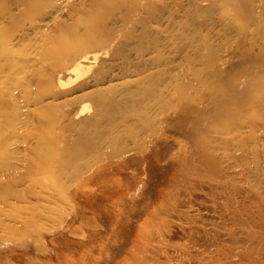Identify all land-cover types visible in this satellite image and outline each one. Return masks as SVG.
Instances as JSON below:
<instances>
[{"label": "rangeland", "instance_id": "rangeland-1", "mask_svg": "<svg viewBox=\"0 0 264 264\" xmlns=\"http://www.w3.org/2000/svg\"><path fill=\"white\" fill-rule=\"evenodd\" d=\"M3 2L0 187L52 139L58 157L54 191L37 172L0 202V264H264V107L231 103L264 91V0H107L79 77L80 56L40 51L87 31L96 0H47L17 25L22 0Z\"/></svg>", "mask_w": 264, "mask_h": 264}, {"label": "bare ground", "instance_id": "bare-ground-1", "mask_svg": "<svg viewBox=\"0 0 264 264\" xmlns=\"http://www.w3.org/2000/svg\"><path fill=\"white\" fill-rule=\"evenodd\" d=\"M46 3L47 0H22L21 9L19 11L20 14L18 15L20 16V18L17 17L18 20L16 18V20L13 21V24L17 25L22 20H27V19L34 20L35 13L41 11ZM107 4H108L107 0L106 1L96 0L92 10H90V12H88V14L83 18V22L89 25L90 28L87 31H85L83 34L79 35L75 31L76 26L78 25V23L75 22L73 25L69 26L68 28H65L63 31H60L59 35L56 38L51 39V46L46 47L40 51L43 57L45 58L48 57L49 59H53L56 64H62L67 54L74 53L77 56H80V58L76 60V62L71 66L70 70L73 71L76 74V76H78L79 74L81 76V74H83V72L81 73L82 66L85 65V64L83 65V62L88 59L87 55H82V54L85 52L86 47L90 44L91 38L93 37V33H94L93 26L94 24L97 25V22L103 17L107 9ZM3 7H4V2L3 0H0V10H2ZM78 21L81 22L82 19L78 18L77 22ZM9 30H10L9 24H6L3 28H0V60L4 61L2 64L0 63V72L3 70L11 71L13 68H15L16 65L15 60L12 59L15 51L8 46V39L10 37L8 34ZM95 54L92 55L93 59L96 58ZM24 67L25 66L22 65L21 69H24ZM53 67L54 64H48L44 67V70L41 69V71H39V73H41L42 77L44 78L45 82H49L51 80ZM85 70L86 69L84 68V72ZM5 90H6V86L3 85V87L0 89V97L2 94H4ZM228 98L230 97H227V99ZM229 100L231 99H228L227 101ZM256 102H259V107H264V91L263 92L253 91L250 92L244 99L241 98L238 100H231V103H234L236 107H238V109H240L243 114L246 113V115H248L249 109L251 110L253 107H256L255 105ZM213 112L215 116H218L220 118V122H224V123L226 122L227 124H230L231 128L229 127L230 129H228L227 132H231V131L239 132L238 130L241 127H244L242 125L244 124L245 121L242 122L241 124L240 117L237 112L236 113L229 112L227 109H224L222 107H220L218 110L213 109ZM2 117L3 118L6 117V113L2 111V108L0 107V118ZM7 117L10 118H8L7 120L5 118L6 120L5 124L1 125V121H0V132L3 129H8L9 127L14 126L13 120L15 118V115L13 116V113L11 112L10 115H8ZM53 145H54V139L51 140L50 145L45 149V153L39 152L38 158L35 157V159H31L29 161V165L31 166V164H33V168L36 172L32 169H29L30 166L26 168L25 165L24 166L25 169L22 172H13L11 175L8 173L11 177L10 180H8L10 183L8 182L9 184L5 188L0 187L1 203L9 204L10 201H18L22 199L21 193L15 190L13 185H16L18 182H21L23 180L26 181V178L29 179L28 181L31 182V185L33 184L35 185L39 183L40 181L36 177L37 172L45 175L46 179L48 180L49 187L54 191L53 187L56 186L54 183H52L53 181L51 180V178L47 176V174L52 170L53 164L55 163V160L58 157L57 151L53 147ZM4 154L5 153L3 149L0 147V160L6 157V155ZM7 171L8 170H6V172ZM2 173L3 172H1V174ZM24 192L26 194L29 193L30 192L29 188L26 189Z\"/></svg>", "mask_w": 264, "mask_h": 264}]
</instances>
